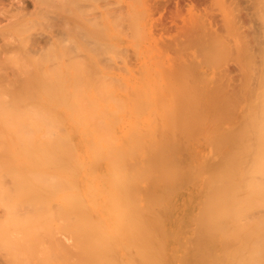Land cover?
<instances>
[{
    "label": "bare ground",
    "instance_id": "6f19581e",
    "mask_svg": "<svg viewBox=\"0 0 264 264\" xmlns=\"http://www.w3.org/2000/svg\"><path fill=\"white\" fill-rule=\"evenodd\" d=\"M75 1L76 0H0V35L1 37H3L2 38L3 42L0 45V65L8 59H12V58L15 59L13 61L15 63L14 68H11L10 70L7 69L5 72L0 74V137L6 139L4 145L0 146V244H2L0 247L2 250L6 252L7 257L9 258L8 264H10L11 262L13 264H264V228H263L264 225H262L264 224V222H261L259 220L260 222L258 221L259 222L258 223L256 220L255 223L257 225L256 228L260 225L263 226V227L260 226L259 228L262 229L261 230L259 229V231L257 232L256 230L258 228L255 229L254 232L252 231L254 229L253 226H255L254 224L251 225L253 229L251 228V226L245 225L248 226V228L252 229L251 230L252 232H249L250 230H248V228H245L244 226L240 227L238 225L239 223L234 221V218L237 220L239 219V216H242V214H243L242 217L245 218V220L249 218L247 217L246 219V216H250L249 214H251V217L253 216L252 214H254V216L255 214L256 215L260 214L259 217L261 218L262 215L264 214V201H263L264 200V134L260 133L262 130L264 132V129H262L264 127H261L260 124L261 122L258 123V126H260L262 130L255 136V138H257L258 141L255 142L253 140L251 141L253 143L249 144L250 142H246V140L243 139L244 138L242 136L243 131L242 134L240 135L241 137L238 135L242 140H245L243 142H246V145H243V143H241L240 148L239 147L238 148L239 150H241V152L244 150L243 153H240L238 150V155L236 156L234 155L235 156L234 157L232 153V156L236 160L239 159L240 157L243 158L242 159L240 158L241 160L240 159L237 160L238 163L236 162V160L233 159L235 164L229 158L225 162L229 166V167L227 166L228 169L230 168L234 169L232 168L234 167L232 163L235 166L238 165L237 167L240 168L242 164L244 165V163L248 161L246 157L249 158L252 157V159L250 160L255 161L254 163L255 165L254 166L252 165L254 169L249 170L250 173L247 172L248 168L246 166L250 167L251 163H248L250 165L248 164L245 165V167L247 168V169L245 168L246 173L245 172L241 174L238 173V171L240 170L239 168H238L239 170L235 168V170H237V173L234 172L235 174H237L236 176H238L239 174L240 175L244 174L245 175L244 180L246 179V177L249 176L246 179L247 182L246 180L245 181L243 180L242 176H241L242 177L241 182L240 179H238L239 182L238 180L231 181L230 177L232 175L230 173L232 170H230V173H223V172L221 173L220 171V174H223L222 176L217 174L218 172L217 171L216 172L217 175L214 174L213 177L211 178L214 179L212 181L214 185L218 188V190L215 191V194L213 193V195H211L213 197H211L209 194L210 196L209 199L211 198V200H213L210 201L211 203H209V199H206V201H204L206 204L209 203L207 204L208 206H206L205 203L203 204V202H201L203 205L200 206L199 199L198 201L196 200L198 203L197 205V203H195L194 197L192 196L193 195L192 191H190L187 194L185 193L179 194L178 196L175 197V195L177 194L176 191L173 194H171L170 191H168L173 188V187L170 188L173 179L176 178L175 179L176 182H179V184L176 183V185L180 186L181 188L182 186L180 185V182L181 184H183V182H188V180L192 175L189 174L190 172L185 173V175L182 174L181 171L184 172V170H180V168L183 167L182 166L183 164L180 162V165L182 167L181 166L179 167V162H178L177 164L178 166H176L175 164L176 160L174 158H171V161L174 162L175 167H177V170L176 168L175 171L173 168L171 171L168 170L169 173L173 172L170 175L168 171L165 170V168H167L165 166L168 164L166 163L168 160L166 158L165 153L168 151V149L170 151V148L172 146L173 148H175L174 145L175 146L176 144L178 145L177 141L175 140L176 137L177 139L180 137L179 138L180 140L181 138L183 139L182 142H186L185 136H187L188 134H187V130L184 128V125L185 127L187 126L186 127L187 129H189L188 127H191L192 124L191 126L190 125L188 126L186 122L187 120L184 121V119L182 120V124H181L180 120L184 118L187 114L183 117L184 114L183 111L181 112L180 108H177L179 109L177 111L183 114L182 115L180 114L181 117L178 116L179 113L177 114V116H175L174 114L175 117H178L179 119L178 122L180 123L176 122L178 119H175V117L171 115V117H173L175 120L172 119L171 120L172 122L170 123H173L175 125L173 124L167 125L166 122L168 118L164 119L166 120L165 124L167 125V127L165 125L164 126L162 125V127L165 128L166 131L168 127L171 128L173 125V127L170 129L172 134L171 135L168 134L173 138H171L167 134L165 136L163 135L165 138L163 136H159L162 135L163 133L159 134L157 137L155 135L156 133H154V135L156 136V140H157L156 141L154 135H151L153 133L150 132L151 134H149L147 131L150 129L149 128L150 126L146 125L147 121H149L147 120V117L144 116L147 121L145 120V118H144L145 121L141 120L140 115L138 117L139 112H136L138 111V106H139L137 102L138 100L129 101V102H134L133 104L136 107L135 106L133 107V104L130 105L128 103H125L126 102V101L124 102L125 99L121 102V99L123 98V97L120 98L121 95L115 96L116 98L115 97L112 98V96L115 94V92L113 93V89L115 88H113L111 91L112 88L110 86V84L112 85L111 82L109 84L111 88L106 87V85H104L103 83L102 87L105 86L106 88L105 89L103 87L105 89L104 91H101L103 90V88H101L100 86L101 90L99 89V87H96L97 92H95L96 91L95 88L94 89L92 88L95 91H91L90 89L87 92V94H85L86 96L83 95L85 89L81 88V86H78L79 84L76 85L75 81H78L80 79V81L82 80L83 82L81 84L84 85L85 81L83 80L92 76L93 74L91 72L94 71L95 73H97L95 69H92L93 71L90 72V69L92 67L91 66H90L91 68L89 67L86 60L84 62V59H81L84 56L81 54L83 48H80L78 46L67 48L68 51H70L71 53L74 52L75 54L73 53L61 54V55L45 54V56L44 54H39L47 50V47L49 45L48 43H50L53 40V38L61 39L64 37H74V36L85 38L90 35H94L93 33L102 34L106 36L109 35L110 37L113 33H115L112 30L110 24H108L109 27L107 28L104 22L100 23L101 21L99 15L94 13L86 17V20L88 22L86 24L88 28L86 25H80L79 22H76L75 21L76 18L74 17ZM135 1H137V5L139 4L143 9L151 13L159 9L160 6L163 7V5H161L163 3L161 0H135ZM165 1L167 0H164V2ZM168 1L170 2L172 1V4L174 5L176 4L175 6L177 7V9L174 12L171 11L172 12L171 15L173 16V19L180 17L182 18V20H185L183 19V12H182L184 6L183 7L181 6L182 4L181 2L183 1L180 0H168ZM173 1L175 3H173ZM190 1L192 2V0ZM195 1H198V3L200 2L201 4L204 3V1L205 2L211 1V5H218V6L229 4L230 9L236 11H242V10H251V7L247 5V3L248 2H249L248 4H250V2L254 3L255 0H195ZM244 1H246V4L244 3ZM164 4L166 5L167 3L165 2ZM210 9H212V7L207 6L201 9L198 7L197 4L191 3L187 8V14L195 15V13L197 12L196 10H203L204 13L208 15ZM251 11L247 13L248 17L252 16ZM109 13H108L109 17L115 15L113 13L111 15V12ZM117 16L118 15H115V17ZM42 19H44V21L47 23L49 22L50 19H54L53 20L54 23L50 21L48 25L52 23L54 25L56 24L55 31L50 33L49 31L48 33L46 32L48 35L45 33V31H41L43 30L42 28L44 27L43 25H41L42 24L41 21H43ZM162 19L164 18H161V21L164 22L165 19L164 20ZM239 19L241 20L240 16ZM163 22L162 24L160 23L158 24L159 27L161 28L162 31L169 33L171 31V29H169L170 27L168 28V26L164 25V23L166 22L164 23ZM211 23L209 22V25H211ZM54 25L51 26L53 27ZM227 26H232V25L228 23ZM176 28H177L176 30H178L181 27L179 25H176ZM119 30L120 29H117V32ZM91 32L93 33L91 34ZM121 32L122 31L118 32L119 33V35H117L118 37L120 36ZM221 37L224 38L225 36L218 35V33L213 35L210 38L209 46L212 48L214 45H217V43H219V45H222L220 43H223L224 39ZM74 40H75L74 41L75 45H78L76 39ZM87 41L89 43H95L94 46L92 47V49L95 52L104 51L103 45H101L103 43L101 40H100L101 42L99 41V38L97 40L88 39ZM171 41L173 42L174 40H170L169 44L171 43ZM21 45L25 54H23L22 48L20 49ZM19 50H21L22 53ZM262 55H264V53ZM91 58H93L92 60L94 61L95 56L93 55ZM134 59L136 58L133 57V60ZM96 60L98 61L99 59L96 58ZM124 61L122 60V63ZM249 62L250 61L248 60V64ZM127 63H125V65ZM120 65L122 64L120 63L119 66L117 65V67H120ZM253 66L255 65L253 64ZM120 69L121 68L119 69L117 68V71L119 72L123 71L122 69L121 70ZM86 71H88L87 74L90 72V75L89 76L87 75V77L85 75ZM260 71H262V69ZM128 72L129 74L131 73L130 71ZM126 74L128 73L126 72ZM133 74L134 72L131 73V77ZM263 74L264 73H262V75ZM83 75H85V77ZM128 75H126L127 78H129ZM92 77L89 78L90 81L91 79H93ZM95 77H97V79L99 78L97 75L94 76V78ZM95 79H93V81ZM137 79L138 78H135L134 80ZM86 81H88V83L90 82L89 80ZM104 82H106V80H104ZM135 85L133 86V88H135ZM128 86L125 87L131 88ZM227 86L229 88V85ZM138 87L139 86L137 85V88ZM218 87H217L218 92L214 90L213 92L224 94L225 92L221 91L222 87L221 88L219 87L220 90ZM107 88L109 89V91ZM170 88L175 89L174 85L171 86ZM181 88L185 90L184 86L180 87V89ZM228 88L226 89L228 90ZM239 88L237 90H239ZM249 88L251 90V87L248 86L247 91L249 90ZM73 89L75 90L73 91ZM174 89L173 91L177 92L178 95L181 96V94H183L182 98L184 99L182 100V98L179 97L181 101L178 100L180 106L187 105V107H189L188 104L193 103L191 102V99L192 101H195L194 103H196L197 95L194 94L196 91L194 92L192 91L193 90L192 87H191L192 90L190 88L188 89L192 91V94H194L193 96L191 92L188 93L189 91L187 90V87H186L187 95L185 94L186 96L184 95L185 91L184 92L181 91L182 89L181 90L179 89L181 94H179L178 92L179 90L176 91V89L178 88H176L175 90ZM233 89L232 90L229 89V90L232 92ZM126 90L127 93H125L126 91L124 90L125 92L123 91V94H126L128 96V94L130 93H128V89ZM135 90L131 92L130 97L133 96V99H136L137 96H138L137 99H139V97H142L139 96L142 93H137L138 95H136V92L139 90H136V92H134ZM142 90H146V89L142 88ZM227 90H225L226 93L229 92ZM146 91H142L144 92L143 93L144 95L145 93L147 94L149 92ZM154 91L157 92L156 90ZM240 91L242 94L240 93ZM240 91H238V94L241 95L247 94L245 93L246 90L244 91V89L243 92L242 90ZM253 91L254 90H252V92ZM105 92L106 93L109 92V94L108 93L107 94L108 96H110L108 97L110 99L106 98L107 94ZM162 92L164 91L161 90V93ZM252 92H249L248 94ZM103 93H105L106 95L104 94L105 95L104 96ZM151 93L149 92L148 95L153 96L154 93L153 92ZM234 93L232 94L236 95L237 98L238 94H236V92ZM263 93L264 91L262 92V94L261 93L260 94L263 95ZM157 94L153 96V99L151 97V100H154L156 98L155 100L158 103V98L161 99L162 95L160 96L159 94L158 95ZM102 95L103 98H106L108 101H112L113 103L108 101L105 103H100L101 100H104L102 99ZM148 95L147 97L150 99ZM176 95L174 94V97ZM188 95H189V99L190 97L191 99L185 101V98L187 99ZM209 95H211V92ZM218 95L216 94L215 96H217L218 98L220 96ZM82 96H84V98L87 97L86 98L87 100L82 99L83 98ZM248 96L252 98L250 95ZM96 97H99L101 100L99 99L100 101H97ZM192 97L194 98V100ZM205 97L206 96H204V98ZM244 97H246V95H244L243 98ZM71 98L72 99L75 98V100L70 102L72 100ZM142 98H144V96ZM225 98H226V94H225ZM238 98L243 100L241 96H238ZM238 98L237 99L232 98L233 102L230 98L231 101H229V103L227 104L233 106L238 102L240 103L241 100H239ZM253 98L255 99L254 94H253ZM260 98L262 99L263 97L260 96L259 99ZM226 99L221 98L223 102L224 100H226L227 102L228 98ZM116 100L117 101L119 100V102H117ZM235 100L236 103L234 104ZM156 101H154V103ZM168 103L165 104L168 105ZM254 104H255V100H254ZM162 105L163 108L165 107L167 108L165 109V113H167L166 111L170 109L171 104H169L170 106H165L164 103ZM220 105H221L220 103L217 104V106L219 107ZM224 105L226 107H229L226 104ZM257 105H259L260 108V104L257 103L256 106ZM221 107H223V105H221ZM234 107H232V109ZM172 108L173 107H171V111H170L171 113L173 112ZM217 108L216 110L219 109L222 110V111L219 110L220 111L219 113L224 112V110L226 111L227 109L226 108L223 110V108L222 109L221 108L217 109ZM256 108L257 109H255V111L258 110V107ZM148 109L149 108H147V110ZM183 109L185 112V108ZM189 109L192 110L194 109V107L191 106V108H188L186 111H188ZM163 112L161 114H163ZM174 112H176V108ZM257 112L259 111H256V113ZM254 113L252 111V117L255 115ZM259 113L261 119L262 116L261 112ZM221 115H222L221 117H223L224 114L221 113ZM159 121L161 122V120ZM173 121H175L177 124ZM198 121L200 122L201 120ZM260 121H263V118ZM174 126H176V129ZM260 127H255V129ZM155 129L157 130L156 126ZM173 129H175V131L177 130V132L178 131L180 132L177 134V132L175 131L173 132ZM256 132L258 131H255V133ZM175 133H176V137L174 136ZM185 133L187 135H185ZM180 134L185 135L184 136L185 138L181 137ZM166 137H170V139L169 138L167 139ZM157 138L159 139L160 142L158 141ZM238 138H236L235 136L234 140L237 139V141L239 140L242 141L241 139L238 140ZM172 139H174V141L176 142H174ZM250 140L251 139H249L248 141ZM171 141H173L174 143L172 142L173 143L172 144ZM232 141L233 140H231V143H233ZM169 143H171L172 146ZM231 143H228V145ZM234 144L235 142L233 143V145ZM241 145H243L244 148L241 147ZM235 146L236 147L239 146L238 143ZM177 147L175 148L176 150ZM179 147L181 148V145ZM173 148L171 149V151L173 150ZM157 153L159 155V159L156 158ZM67 154L73 155V157L71 158L72 161L68 166V169L70 170V175L68 177L59 174L56 177L44 178L43 182L38 181L36 179L37 181L36 183L35 181L31 183L29 181H25L24 179L15 180L13 182L12 187L6 188L4 182V179L6 177L8 178L11 177L14 180L17 176H21V175L25 176L28 173L33 174L34 170H36L35 171L36 176H42V174L45 173L43 172V169H47V170L52 169V171L57 167H61L60 169H63L64 160L65 158H67ZM168 154L171 156V154L173 153H168ZM243 154L245 155L243 156ZM229 157H231V155ZM172 159H174L175 161ZM250 160L249 162H251ZM174 164L172 163V165ZM229 164H231L232 166ZM169 165H171V163H169ZM200 166L202 167L203 165H199V167ZM199 167L197 166L198 169H201ZM217 169L219 170V168ZM224 169L228 170L226 168ZM247 173H249V175ZM187 174H189L188 175L189 178L186 180L184 179V177L186 178ZM198 174L200 175L199 172ZM232 177L234 178V176ZM179 178L180 179L183 178L184 180L182 179L183 181L182 180L177 181L179 180ZM175 180L173 183H175ZM210 184L212 187H214L211 182ZM62 185H67L68 189L65 191V194L59 197L57 201H55L54 203V198L56 194L60 192ZM59 187L60 189L57 193V189ZM245 188H247L249 190V191L247 190V192L250 193L247 196L245 194L246 192L244 193L245 196H243V192L246 191ZM216 193L218 194L219 197L217 196V198H214V196L217 195ZM260 195L263 196L261 204H260L261 200L255 202L254 199ZM245 197H246V201H245ZM247 197L250 199H247ZM242 198L245 201V202L243 201L244 204L242 203L243 200ZM252 199L254 200V203H256V206L250 207L252 206L251 203L249 204L250 206L246 208V205H248L246 203L248 201L253 202ZM256 200H258V198ZM215 204L217 205L220 204L218 205L219 207L222 205L220 207L221 209L219 208L220 211L217 209L218 207L217 208L213 207ZM231 204H233V207L231 206ZM229 205L231 206V208L229 207ZM212 207L216 210L215 213H213L214 211L212 210L214 209ZM224 207L229 208V210L226 209V212H224L222 210V209L225 210ZM231 209H233L238 213L234 214L235 212H233V210ZM211 211L213 214L212 215L213 219H217V221L213 220L214 223L217 222L215 225L212 222L211 219L212 216L209 215L211 214ZM244 211L245 212L248 211L249 212L248 215L244 214ZM68 213H70L71 217L73 216L75 219L78 220L75 223V229L77 231H75L76 245L74 246L76 250H74L75 249L74 248L73 249L74 251L62 246V243H64V241H66L67 239L57 238V236L51 233L52 225L56 222L58 216L65 217V215H67ZM206 214L208 215L209 220L211 221H208V218L207 220H205V218L207 217ZM214 214H216V218H214L215 217ZM231 214H232L230 218L231 221L229 222L230 219L228 217ZM188 216L189 217L193 216L194 218H192V220L193 222L195 221L194 222L195 225L194 227L193 226L191 227L192 232L190 233L187 231L188 228L186 229V226L187 227L189 226L188 222L186 223V217L189 218ZM242 217H240L241 221H242ZM202 218L204 219V221L202 220ZM227 219L228 222L226 223L225 221H227ZM222 220L223 221L225 220L224 222L228 224V226L229 223H233V222L237 223L235 225L238 226L239 232L237 231V228L233 223L232 228L234 229H230L231 232L227 230L225 235L222 232L223 234L222 235L220 232L221 231L220 227L222 228L223 226L221 225L225 224ZM249 220L252 219L249 218ZM253 220L252 222H254ZM243 223L240 224L243 225ZM226 224L225 227H227ZM217 227L220 230L219 232L221 235H219L217 231ZM239 228H242L243 230L245 228L246 231L248 230V234L251 235L254 234L251 237L252 240L249 239L250 242L248 241V239L247 240L245 239L246 236H241L240 234V233H245L246 231L244 230L243 232V230L241 229L242 230L241 231ZM234 230H236V232ZM248 234L246 235L247 237L250 238ZM220 239H223L227 246H224V248L223 246H218L219 243L223 244L222 242H224L222 240L221 242H219ZM206 240L208 242H206ZM245 240L249 242L248 244L249 247L247 245V242H245ZM227 241H229L230 243L228 244ZM231 242L235 243V247H236L235 249H233L234 243L231 244ZM238 242H240L239 245ZM244 243H246V245Z\"/></svg>",
    "mask_w": 264,
    "mask_h": 264
},
{
    "label": "rangeland",
    "instance_id": "374dc122",
    "mask_svg": "<svg viewBox=\"0 0 264 264\" xmlns=\"http://www.w3.org/2000/svg\"><path fill=\"white\" fill-rule=\"evenodd\" d=\"M161 1L163 2L161 4V5H163V7L160 6L161 8L159 7V9L155 10V12L151 13V12H148L147 10L143 9L139 4L137 5V1H135V0H76L75 5H74V17L76 18L75 19L76 22H79L80 25H86L87 26L86 23H88V22L86 20V17L92 13L97 14V15H99V18L101 21L100 23L104 22L106 24L107 28L109 27L108 24H110L112 30L115 32L112 34L113 36L111 35L112 37L111 36L109 37V35L106 36V35L91 32V34L93 33L94 35H90V36L85 37V38L84 37L82 38L79 36L64 37L61 39L53 38V40L50 43H48L49 45L47 47V50H45L44 52L39 53V54H44V56H45V54H55V55L56 54H59V55H61V54H72V53L75 54L74 52L71 53L70 51H68L67 48L74 47V46L75 47L78 46L80 48H83V51H81V54L84 56L81 59H84V62L86 60L89 67L90 66L92 67V68L90 67L91 69L89 68L90 72L93 71L92 69H95V71H97V73H95L94 71L91 73L93 75L95 73L94 76L97 75L100 78V79L99 78L97 79V77H95L96 78L95 79L94 76L92 75L93 77L90 76L89 78L92 77L95 80L93 81V79H91V81H90L89 78H86L85 80H83V81H85L84 85L81 84L83 82H82V80L80 81V79L78 81H75L76 85L79 84L78 86H81V88L85 89L83 92L84 93L83 95L86 96L85 94H87V92L90 89H91V91L96 90L95 92H97L96 87H99L100 90L103 87L105 88V86L102 87V85L104 83V85H106V87H110V86L112 87V88L110 87L111 91L113 88H115V89H113V93L115 92V94L113 96L111 95L112 98L115 96L121 95L120 98L123 97L121 99V102L125 99L124 102L126 101L125 103H128L130 105H132L134 102H129V101H132V100L137 101L138 100L137 102H138L139 106L137 105L138 111H136V112L140 113V114L138 113V117L140 115L141 120L145 121L146 120L145 117H147V120H149V121L146 120L147 121L146 125L150 126L149 128L151 130L149 129L147 131L149 134L153 133L151 135H154V133H156L155 135L158 137V135L161 133H163V134L159 135V136H163V135L165 136L166 134L167 135L172 134L170 129L175 124L170 123V122H172L171 120L174 119L173 117H171V115L174 116V114H175V116H177V114L179 113V111H177L179 109H177V108H180L181 112L183 111V113H184V114L182 113L183 117L187 114L184 118H182L180 120L181 124H182L183 119H184V121L187 120L186 122H187L188 126L189 125L191 126V124H192L191 127H188L189 129H187L186 128L187 126L185 127V125L183 124L184 128L187 130L188 135L186 133H185V135H187V136L181 135L182 133L180 135H181V137H184V136L186 137V138L184 137L186 139V142H182L183 139L181 138V140H180L179 136H178L179 138L177 139L176 133H175L174 136L176 137L175 140L177 141L178 145L176 144V146L174 145V147L176 148L178 146L177 150L175 148H173V146L171 145V143L174 141V139H172L173 141H171V143H169V144L172 146L170 148V151L172 148H173V150L170 152L168 149L169 152L166 150L167 152L165 154H166V158L168 161H171V158H174L176 160L175 161L174 159H172L176 162L175 163L176 166H178L177 165L178 162H179V167L181 166L180 162L183 164L182 165L183 167L181 166L182 168H180V170H184V172L181 171L182 174L185 175V173L190 172L189 174L192 176L190 177L188 182H183V184H181V182H180V185L182 186L181 188H180V186L176 185V183L179 184V182H176V180H175L176 178H174L173 182L175 180V183L172 182L171 187H170V188L173 187L172 188L173 190L169 188L170 190H168V191H170L171 194H173L176 191L177 194L175 195V197L178 196L179 194H184V193L187 194L190 191H192V193H193L192 196L194 197L195 203H197V201L199 199V204L201 206L205 203L204 201H206V199H209V197L211 195H213V193L215 194V191L218 190V188L214 185V183L212 181L214 179L211 178V177H213L214 174H216L217 171L219 172V173L217 172V174L222 176L223 174H220V171H221V173L222 172L223 173H230V170H232L230 174L232 176H234V178L231 175H229V176H231L230 180L231 181L232 180L237 181L238 179H240V182H241L242 181L241 178L243 177V180H244L245 175L244 174L240 175V174L246 171L245 168L246 167L248 168L247 172H249V173H250L249 170L254 169L253 166L255 165L254 164L255 161L250 160V159H252V157L250 155L249 156L251 158L246 157V159H248V161L246 163H244V165L243 164L241 165L242 169H241V167L240 168L237 167L238 165H236V166L234 165L235 164L234 160H236V159H234V157L236 155H238V150L240 148L241 143H243V145H246V142H250L249 144H252L253 142H251V141H253V140L255 142L258 141L257 138H255V136L262 129H264V128L261 129V127H264V125H262V124H264V116H263L264 115V113H263L264 112V110H263L264 102H262V101H264V96H263L264 93H263V95H261L262 92L264 91V74L262 75V73H264V71H263L264 70V55H262L264 53V0H255L254 3L250 2V4H248L249 3L248 2L247 5H249L251 7L252 11L251 10H242V11L232 10L229 8L230 7L229 4L218 6V5H211V1H206V2L204 1V3H202V4L199 2L200 3L199 4L198 1L192 0V2H191L190 0H187L188 3L181 2L183 4V5L181 4V6L182 7L184 6L182 9V12H183V19H185V20H182V18H180V17L173 19V16L171 15V13L177 9V7L175 6L176 4L174 5V4H172V1L170 2L167 0L165 2L168 5L167 4L165 5L164 0H161ZM133 2H134V4H133ZM201 2H203V1H201ZM173 3H175V2L173 1ZM191 3L197 4L198 7L201 9L204 7H207V6L212 7V9H210L208 15H206V13H204L203 10H196L197 12L195 13V15H188L187 14V8L189 7V5ZM244 3L246 4V1H244ZM31 9H32V7H31ZM51 9H53V8H51ZM249 11H251V14H252L251 17L247 16V13ZM109 12H111V15L113 13V14L118 15V16L115 17V15H112L111 17H109L110 16ZM108 13H109V16H108ZM239 16H240L242 21L239 19ZM113 17H115V18H113ZM161 18H164L165 19L164 22H166V23L161 21ZM44 19H47V18H44ZM44 19H42V20L44 21ZM164 19H162V20H164ZM53 20L54 19H50L49 22L51 21L54 23ZM43 21H41L42 22L41 25H43L44 27L43 28L41 27L43 29L41 31H45V33L46 32L48 33V31H49V33L55 31L56 24L54 25L52 23V24L48 25L49 22L47 23L44 21V23H43ZM162 22L164 23V25L168 26V28L170 27L169 29H171V31L169 33L162 31L161 28L159 27L158 24L159 23L162 24ZM209 22L210 23L212 22L211 25H209ZM228 23H230L232 26H227ZM51 25H54V26L52 27ZM176 25H179L181 28L176 30L177 29ZM50 26H51V28H50ZM87 28H88V26H87ZM117 29H120L119 31H122L120 33L119 37L117 36V35H119V33H118L119 31L117 32ZM116 33H118V34H116ZM216 33H218V35L225 36L224 38L221 37L224 39V41H223V43H220L222 45H219V43H217V45H214L211 48L209 46V44H210L209 41H210V38L213 35H215ZM2 38L3 37H1V35H0V45L3 42ZM98 38H99V41L101 40L103 43V44L100 43L101 45H103V49H104L103 52H95L92 49V47L94 46L95 43H89L87 41L88 39L97 40ZM74 39H76V41L78 42V45H75ZM170 40H174V41L173 42L171 41V43L169 44ZM21 48H22V45H21L20 49ZM24 50H25V47H24ZM19 51L21 52V50H19ZM245 51L247 54L245 53ZM22 52H23V54H25L23 51V48H22ZM28 53H30V52H28ZM249 53H250V55H249ZM32 54H33V52H32ZM93 55L95 56V59H94L95 62L92 60L93 58H91ZM246 56L247 57L249 56L248 58H250V59H248ZM131 57H132V59H131ZM133 57L136 59L133 60ZM96 58L99 59L98 61L100 63L96 60ZM251 58H252V60L253 59L254 60L252 61ZM14 60H15L14 58L8 59L6 61L4 60L5 62L1 64L2 66L0 65V74L5 72L7 69L10 70L11 68H14V64H15L13 62ZM122 60L123 61L126 60V61H124L122 63ZM248 60L250 61L249 64L251 63L250 64L251 66L248 64ZM245 62H247V63H245ZM120 63L122 65H120V67H117V65L119 66ZM125 63H127V64L125 65ZM252 63L255 66H253ZM255 63H257V64H255ZM3 64H5V65H3ZM261 66H262V68H261ZM123 67H125V68H123ZM117 68L118 69L121 68L123 71L119 72V71H117ZM248 68H250L251 70ZM261 69H262V71H260ZM110 70L112 73L110 72ZM128 71H130L131 73L134 72V74L132 75V77L134 76L133 79L131 77V73L129 74ZM87 72L88 71H86V74L84 73L86 75V77H87V75L88 76L90 75V72L88 74H87ZM126 72L129 75L126 74ZM260 72H262V73H260ZM117 74H119V75H117ZM121 74L123 77L121 76ZM137 74H138V76H137ZM259 74H261L263 77ZM85 75H83V76L85 77ZM126 75H128L129 78H127ZM103 76H105L106 78ZM125 76H126V78H125ZM102 77L104 78V80H106L107 84H106V82H104ZM123 78H125V79H123ZM135 78H138L137 80H139V81L134 80ZM86 80H89L90 82L88 83V81H86ZM79 81H80V83H79ZM125 81H126V84H125ZM110 82L112 83V85L110 84ZM133 83H134V85L136 84L135 88H136V90H139V91H141L143 88V89H146L147 91H149L150 93L151 92L154 93L155 92L154 90H156L157 92H155L153 94V96H155V94L158 93L160 96L162 95L161 99L158 98V103L155 100L156 98L154 100H151V97L153 99V96H151L152 93L149 96L148 95L149 92L147 94L145 93V95H146V97L148 95L150 97V99L148 97L146 98L145 95L143 94L144 92H142V91H146V90H142L141 92H139V91L136 92L135 88H133V86H134ZM109 84H110V86H109ZM76 85H74V86H76ZM137 85L139 86L138 88H137ZM173 85H174L175 89L178 88V89H176V91L179 90L180 87L184 86L185 90H183V88H181L182 90L180 89L183 92L185 91L184 95L185 94L187 95V93H186L187 90L189 91L188 93L191 92V94H192V91L193 92L196 91L194 93L197 95L196 103H194L195 101H192V99L190 97L191 102H193L190 104L192 107H194V109H192V110L189 109L188 111H186L188 108H191L190 104H188L189 102L186 103V104H188L189 107H187V105L186 106H184V105L180 106V104L178 103L179 102L178 100L181 101V99H179V97L182 98L183 94H181L180 90L178 92H179V94H181V96L178 95L177 92L173 91L174 88L173 89L170 88ZM227 85H229V88ZM83 86L86 88H84ZM100 86H101V88H100ZM125 86L131 87V88H126ZM218 86L220 88L221 87L223 88V90L221 88V91L225 92L224 94L223 93L219 94V93L213 92V90L218 92V90H217ZM248 86L251 87V90L249 88V90L247 91ZM186 87H187V90H186ZM191 87L193 90L191 89ZM254 87L257 89V91ZM92 88L93 89L95 88V90H93ZM104 88L101 91H104L106 89V88L105 89ZM168 88L171 90H169ZM188 88H190L192 91H190ZM220 88H219V90H220ZM226 88H228V90ZM238 88H239V90H237ZM126 89H128V93H130V94H128L129 97L126 94H123L124 90L126 91V92L125 91L124 92L127 93ZM151 89H153V90H151ZM198 89H199V91H198ZM229 89L230 90L233 89V91L236 92V94H238V91H240V90H242V92H243V89H244V91L246 90L245 93H247V94H244V93L243 94L246 95V97L243 98L244 95H241L242 93L240 91L241 94H238V96H241L243 98V100L239 99L237 96V98L239 100H241V102L240 103L238 102L239 104L238 103L235 104L236 103V100H235L234 101L235 105H233V106L228 105L227 103H229V101H231L232 98L237 99L236 95H234L235 93L233 91L231 92ZM74 90L75 89H73V91ZM133 90H135L134 92H136V95H138L137 93H142L139 96H142V97L144 96L145 99L142 97H139V99H137L138 96L136 97V99H133V96L130 97L131 92ZM161 90H163L164 92L161 93ZM225 90H227L229 92L226 93ZM252 90H254V91L252 92ZM108 91H109V89H108ZM221 91H219V92H221ZM210 92H211V95H209ZM249 92H252L255 95V99L253 98L252 93L248 94ZM258 92H259V94L260 93L261 94L259 95ZM105 93H103V95ZM107 93L109 94V92H107ZM232 93H234V94H232ZM108 94L106 95V98L110 97V96H108ZM165 94H166V96H165ZM174 94L175 95L177 94L178 96L176 95L174 97ZM194 94H192V96ZM212 94H215V95L219 94L220 96L218 95L219 97L217 98V96L212 95ZM222 94H223V97H222ZM225 94H226V98H228L227 102H226L227 99L225 98ZM103 95H102V99H104L105 101L101 100L99 97H96L97 101H100V100L103 101V102L100 101V103H105L108 101L106 98H103ZM248 95H250L252 98H250ZM258 95H259V97L261 96L263 98L259 99ZM84 96H82L83 97L82 99L85 100L87 97L84 98ZM195 96H194V98H195ZM201 96H203V97H201ZM204 96H206V97L204 98ZM213 96H214V99H213ZM187 97L188 98L187 99L185 98V101H188L189 95ZM194 98H193V100H194ZM201 98H202V100H201ZM221 98L226 99V100H224L225 103L223 102V100H221ZM230 98H231V100H230ZM108 99H110V98H108ZM118 99H119V97H118ZM183 99L184 98H182V100ZM217 99L220 101H218ZM73 100H75V98H73L70 102H72ZM149 100H151V101H149ZM164 100H165V102H164ZM216 100L221 105H223V107H221V105H220V107L217 106V104H219V103H217ZM254 100H255V104H254ZM154 101H156V102L154 103ZM221 101L223 104L221 103ZM108 102H112V101H108ZM117 102H119V100ZM232 102H233V100H232ZM256 102L258 104H260V108H259V105L256 106V104H257ZM161 103L162 104L164 103L165 106H170L169 104H171L170 109H168L166 111L167 113H165V109H167V108L166 107L163 108L162 107L163 105ZM165 103H168V105ZM180 103H182V102H180ZM215 103H217V104H215ZM241 103H243V104H241ZM152 104H153V106H152ZM183 104H185V103H183ZM224 104H226L229 107H226ZM144 105H146V106H144ZM160 105H161V107H160ZM134 106L135 105L133 104V107ZM198 106H199V108H198ZM171 107H173L172 113L170 112ZM182 107L185 108V112H184V109ZM217 107H219L221 109L223 108V110L227 108L226 111L224 110V112H221L224 114L223 117H221L222 115H221V113H219L222 110H220ZM232 107H234L235 109L234 108L232 109ZM252 107H253V109H252ZM256 107H258V110H256V111L261 112V115H262L261 119H260V113L259 112L256 113V111H255V109H257ZM147 108H149V109L147 110ZM175 108H176V112H174ZM216 108L219 109L220 111L216 110ZM259 109H261V110H259ZM262 110H263V112H262ZM237 111H238V113H237ZM252 111H253V113L255 111V113H254L255 115L253 114L255 117L254 116L252 117ZM162 112H163V114H161ZM197 113L200 116H198ZM231 113L233 114V116ZM180 114L181 113L178 114L179 117H181V115H182V114L181 115ZM163 115L165 118L163 117ZM167 115L168 116L170 115V116L168 117ZM188 115H189V117H188ZM250 115H251L252 121H251ZM256 115L257 116L259 115V116L257 117ZM69 116H72V115H69ZM195 117H197V118H195ZM144 118H145V120H144ZM186 118H188L189 120ZM262 118H263V121H260V120H262ZM164 119H167V122L169 119L170 120L167 123L166 120H164ZM175 119H178V117H175ZM151 120H152V123H151ZM159 120H161V122ZM198 120H201V121L199 122ZM215 120H217L218 122ZM178 121H179V119L176 122H178ZM149 122H150V124H149ZM163 122H164V124H163ZM165 122L167 125L173 124L171 128L168 127V129H167L168 132L166 131L165 128L162 127V125L163 126L165 125L167 127ZM173 122H175V121H173ZM186 122H185V124H186ZM259 122H261L260 123L261 127L258 126ZM178 123H180V122H178ZM256 123H257V125H256ZM155 126L157 127V130L155 129ZM174 127L176 129V126H174ZM255 127H260V128L255 129ZM152 128H154V129H152ZM175 129H173V132L175 131ZM258 129H260V130H258ZM242 131H243L242 136L244 137L243 139H245L246 142H243L245 140H242L240 138ZM255 131H258V132L255 133ZM175 132H177V130ZM179 132L180 131H178L177 134ZM244 132H246V133H244ZM260 133L264 134L263 130ZM155 135H154V137L156 140ZM170 135H168V136H170ZM235 136H236V138L239 137L238 140L241 139L242 141H240V140L237 141V139H235L236 140L235 141L234 140ZM170 137H166V138L170 139ZM171 138H173V137H171ZM159 139H160V137H159ZM159 139H158V141H159ZM249 139H251V140L248 141ZM5 140L6 139H4L3 137H0V146L4 145ZM178 140H180V141H178ZM231 140H233L232 141L233 143L235 142L234 145H233V143H231ZM166 141H168V140H166ZM176 141H174V142H176ZM223 141H226V142H223ZM236 142L239 145L237 147L235 146V145H237ZM184 143H185V145H184ZM228 143H231V144L228 145ZM170 145H169V147H170ZM180 145H181V148L179 147ZM243 145H241V147L244 148ZM185 146H187V147H185ZM169 147H167V148H169ZM178 148H180V149H178ZM243 148H241V149H243ZM181 149H183V150H181ZM185 149H187V150H185ZM243 151L241 152V150H239L240 153H243ZM245 151H247V150H245ZM234 152H235V154H234ZM168 153H173V154L175 153V154L174 155L171 154V156H170ZM232 153H233V156L235 155L234 157L232 156ZM240 153H239V156H240ZM245 153H247V152H245ZM227 155H228V157H227ZM230 155L232 158L229 157ZM244 155L245 154H243V156ZM156 156L155 157L159 159L158 153ZM72 157H73L72 154H67V158H65V160H64L63 169H60L61 167H57L53 171H52V169H50V170L43 169V172H45V173L42 174V176H36V173H35L36 170H34L33 174L28 173L25 176L24 175L17 176L14 180L11 177H9V178L6 177L4 179L5 186H6V188L12 187L13 182L15 180H21V179H24L25 181H29L31 183H33L35 181V183H36L37 182L36 179L38 181L43 182L44 178L56 177L59 174L64 175L65 177H68L70 175V170L68 169V166L70 165V163L72 161L71 160ZM181 157H183V158H181ZM228 158L230 160H232V162L234 163V164L232 163V165L234 166L232 168H234V169H231V168L228 169L229 166H228V164L225 163L226 160H228ZM239 159H237V160H239ZM237 160H236V162H237ZM249 160L251 162H249ZM155 161H156V159H155ZM168 161L166 162V163H168L167 164L168 166L166 165L165 167H167V168L169 166L170 167L168 169L165 168V170L171 171L172 168L174 169V171H175V168L177 170V167H175L174 162L173 161L168 162ZM227 162H229V161H227ZM157 163H158V161H157ZM169 163H171V165H169ZM172 163L174 165H172ZM248 163H251V165ZM246 164L250 165V167H252V168H250L248 166L245 167ZM199 165H203L204 167L203 166L199 167ZM229 165H231V164H229ZM171 166H173V167H171ZM197 166L201 169H198ZM217 168H219V170ZM224 168H226L228 170H225ZM235 168L240 169V170L238 169L240 171V172L238 171V173H240L238 176H236L237 174L234 173V172L237 173V170H235ZM243 169H244V171H243ZM224 170H225V172H224ZM241 170H242V172H241ZM178 171H179V169H178ZM226 171H228V172H226ZM198 172L200 173V175L198 174ZM168 173H169V171H168ZM171 173H173V172H170L169 174L171 175ZM193 173H194V175H193ZM232 173L235 175H233ZM249 173H247V174L249 175ZM179 174H180V172H179ZM189 174H187L186 178L184 177V179L187 180L189 178L188 177ZM199 177H201V178H199ZM248 177H246V179ZM182 179L183 178H181V179L179 178V180H177V181H181ZM204 181H206V182H204ZM207 181H209V182H207ZM210 182L213 184L214 187L211 186ZM238 182H239V180H238ZM246 182H247V180H246ZM232 183H229V184H232ZM226 184H228V183H226ZM208 186H210L211 188ZM200 187H202V188H200ZM175 188H177V189H175ZM59 189H60V187L57 189V193H58ZM67 189H68L67 185H62L60 192L58 194H56V196L54 198V203H55V201H57V199L59 197H61L65 194V191ZM245 189H246V191H244ZM245 189L243 190L244 191L243 196H245V194H246V196L248 194H250L247 192L248 189L247 188H245ZM218 193H219V191H218ZM209 194H210V196H209ZM217 196H218V194L215 195L214 198H217ZM260 196H257L258 200H256L257 198H254V199H255V202L261 200L260 201V204H261L263 196L262 195H260ZM211 197H213V196H211ZM247 199H250V198L247 197ZM210 201H213V200H211V198H210L209 203H211ZM243 201H244V199L242 200V203L244 204V202L246 201V197H245V201L244 202ZM201 202H203V204ZM248 202L246 203V204H248V205H246V208H248V206H250L249 204H251V203H252V206H250V207L256 206V203H254V200H253V202L252 201L251 202L248 201ZM209 203H207V204H209ZM207 204L205 203L206 206H208ZM197 205H198V203H197ZM218 205H220V204H218ZM218 205L215 204L213 207L214 208L218 207L217 209L220 211V209H221L220 207L222 205L220 207ZM234 205H237V204H234ZM231 206L233 207V204H231ZM231 206L229 205L230 208H231ZM226 207H228V206H226ZM244 207H245V205H244ZM226 209L229 210V208H225V210L224 209H222V210L224 212H226ZM222 210H221V212H222ZM231 210H233V209H231ZM212 211H214L213 213H215L216 210L214 209ZM212 211H211V214H209L211 216L213 215ZM219 211H218V213H219ZM233 212H235L234 214L238 213L234 210H233ZM249 212H250V210H249ZM249 212L244 211V214L248 215ZM216 214H214L215 215L214 218H216ZM224 215H225V213H224ZM249 215L250 216H246V219H247V217H249L252 220L254 219L253 220L254 222H252V220H249V218L247 220H245V218L242 217L243 214H242V216H239V219H240V217H242V221L240 219V222H239V219L236 220L235 218H234V221L239 223L238 225L240 227L244 226L245 228H248V226H245V225L251 226L254 224L255 225V226H253L254 229L251 226V228L253 230L251 228H248V230H250L249 232H252V231L254 232V230L257 228L258 229L256 230V232L259 231V229H260L259 227L260 226L263 227L262 225H264V224L260 225L261 224L260 223L259 224L260 226H258L256 228L257 225L255 223H256V220H257V222L259 220L261 222H264V218H263L264 214L263 215L261 214L262 218L259 217L260 214L259 215L255 214V216H254V214H252L253 215L252 217H254V218L251 217V214H249ZM206 216L207 217L205 218V220H207V218H208V221H211V220H209V217L207 214H206ZM231 216H232V214L229 215V217L228 216L227 217L230 219ZM192 218H194V217L193 216L192 217L190 216L189 218L186 217V223L188 222V224H189L188 227L186 226V229L188 228L187 231L189 233L192 232L191 227L192 226L194 227V225H195V223H194L195 221L193 222ZM203 218H202V220L204 221ZM198 219H199V217H198ZM211 219H212V222H213V220L217 221V219H213V216ZM76 221H78V220L75 219L73 216L71 217L70 213H68L67 215H65V217L58 216L56 222L52 225V228H51L52 229L51 233H53L55 236H57V238L67 239L66 241H64V243H62V246L66 247L67 249L69 248L72 251L76 250V248L74 246V245H76V235H75L76 234L75 231H77L75 229ZM230 221H231V219L229 220V222ZM250 221H251V223H250ZM223 222H222V224H223ZM225 222L227 223L228 219ZM235 222H233L234 225L237 224ZM243 222H245V223H243ZM216 223H214V225ZM233 223H229V226H228V224H226L227 227H225V224L224 225L220 224L221 226H223L225 228L222 227L223 228L222 229L220 227V229H221V231H220L217 227V231H218L219 235H221L222 232L225 235L227 230L230 231V229H234V228H232ZM240 223L241 224L243 223V225H241ZM230 224H231V227H230ZM196 225H197V223H196ZM235 227L237 228V231L239 232L238 226L235 225ZM245 228H244V230L246 231ZM239 229L241 230L242 228H239ZM244 230H243V232H244ZM248 230L245 232L246 234H248ZM219 231L221 232V234ZM234 231L236 232V230H234ZM234 231H233V233H234ZM245 233H240V234H241V236H246L245 239L246 240L248 239V241L250 242L249 239H251V237L254 234H252V235L248 234L250 236V238H249V237H247V235ZM221 240L224 241L223 239H220L219 242H221ZM246 240H245V242H247V245H248L249 242ZM231 241H233V240H231ZM206 242H208V241L206 240ZM227 242H228V244L230 243L229 241H227ZM222 243L225 244V241ZM232 243H234V242H231V244ZM239 243L240 242H238V245H239ZM252 243H254V242H252ZM223 244L219 243L218 246H223V248H224V246H227L226 244L225 245H223ZM244 244L246 245V243H244ZM244 244H243V246H244ZM1 245L2 244H0V246ZM233 247H232L233 249L236 248L235 243H234ZM248 247H249V245H248ZM228 248H231V247H228ZM8 259L9 258L7 257L6 252L4 250H2L0 247V264H8ZM10 264H13V263L11 262Z\"/></svg>",
    "mask_w": 264,
    "mask_h": 264
},
{
    "label": "flooded vegetation",
    "instance_id": "af4514ba",
    "mask_svg": "<svg viewBox=\"0 0 264 264\" xmlns=\"http://www.w3.org/2000/svg\"><path fill=\"white\" fill-rule=\"evenodd\" d=\"M180 1H183L184 3H188L187 0H185V1L184 0H180Z\"/></svg>",
    "mask_w": 264,
    "mask_h": 264
}]
</instances>
